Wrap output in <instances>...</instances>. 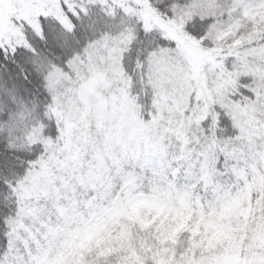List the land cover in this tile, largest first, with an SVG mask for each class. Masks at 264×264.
<instances>
[{"label": "rangeland", "instance_id": "obj_1", "mask_svg": "<svg viewBox=\"0 0 264 264\" xmlns=\"http://www.w3.org/2000/svg\"><path fill=\"white\" fill-rule=\"evenodd\" d=\"M63 1L0 0V42H24L15 17L37 25L41 13L61 15ZM118 1L175 39L150 57L155 111L146 118L129 90L122 57L130 32L103 34L68 61L69 70H49L56 134L45 135L42 124L32 131L47 154L16 186L12 257L264 264V0H194L170 18L147 0ZM195 15L215 18L200 37L184 29ZM244 75L254 92L234 98ZM222 112L234 137H220ZM192 166L204 184L215 171L234 174L215 207L172 185L170 175Z\"/></svg>", "mask_w": 264, "mask_h": 264}, {"label": "trees", "instance_id": "obj_2", "mask_svg": "<svg viewBox=\"0 0 264 264\" xmlns=\"http://www.w3.org/2000/svg\"><path fill=\"white\" fill-rule=\"evenodd\" d=\"M68 1L62 2L61 15L39 14L37 25L15 17L25 41L17 44L0 42V95L8 101L6 106L0 103V154L13 165L11 171L0 172V264L8 257L13 222L20 209L16 186L25 179L33 164L47 154L41 140H32V131L42 124L45 135L56 134L57 125L49 113L53 104V94L48 87L49 70L54 67L69 70L68 61L103 34L130 32L132 39L123 53L122 64L130 80L129 90L147 118L155 111L150 57L154 51L176 44L162 27L145 24L136 9L128 8L118 0ZM147 1L161 16L170 18L194 0ZM214 19L195 15L186 21L184 29L200 37L207 33ZM249 80L248 75L241 76L231 95L238 99L250 97L254 91L248 86ZM216 128L224 138L234 137L237 133L226 112L221 113ZM130 166L134 165L130 163L125 167L130 169ZM234 177L231 170L221 169V172L215 171L211 182L204 184L194 166L180 167L175 175H170L172 185L178 190L191 189L206 210L215 207L221 195L228 193L225 188ZM116 258L112 254L104 259L115 264Z\"/></svg>", "mask_w": 264, "mask_h": 264}, {"label": "snow or ice", "instance_id": "obj_3", "mask_svg": "<svg viewBox=\"0 0 264 264\" xmlns=\"http://www.w3.org/2000/svg\"><path fill=\"white\" fill-rule=\"evenodd\" d=\"M0 103L6 106L8 101H5L3 99V96L0 95ZM12 168H13V165L6 158V156L3 154H0V172L11 171ZM5 185H6V182H5ZM9 249H10V254H9L8 264H21L19 256H16L15 258H13L11 255L12 252L16 251L15 245L13 244L11 240L9 242Z\"/></svg>", "mask_w": 264, "mask_h": 264}]
</instances>
